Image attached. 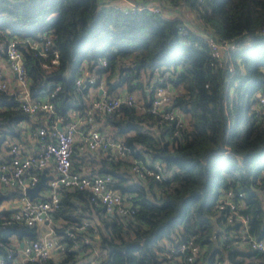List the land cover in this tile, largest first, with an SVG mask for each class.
Listing matches in <instances>:
<instances>
[{"label":"trees","instance_id":"obj_1","mask_svg":"<svg viewBox=\"0 0 264 264\" xmlns=\"http://www.w3.org/2000/svg\"><path fill=\"white\" fill-rule=\"evenodd\" d=\"M111 1L0 0L1 57L12 38L44 34L50 40L44 55L25 44L19 48L30 96H47L53 105L50 114L38 115L83 114L88 90L96 92L99 82L108 97L121 89L134 95L135 105L94 115L97 129L122 141L125 157L78 151L75 142L70 154L74 170L109 174L110 187L132 213L95 220L98 207L87 190L62 189L50 211L54 234L69 246L74 242L65 230L73 231L76 244L63 260L94 247L100 264H264V255L238 238L239 215H247L246 232L264 241V102H258L264 96V0H129L141 6L134 10ZM205 34L225 45L220 65ZM53 51L56 63L44 66ZM88 74L95 76L89 83ZM79 76L84 82L76 86ZM164 84L172 89L168 107L180 122L146 109L149 88ZM24 124L38 122L18 108L13 90L0 89V161L8 158L9 141L23 143ZM133 160L158 161L164 177L134 176ZM227 192L239 206L231 221L228 205L218 207ZM18 195L0 185V258L11 236L38 234L35 226L1 223L10 216L2 202ZM187 239L201 247L191 262L171 249Z\"/></svg>","mask_w":264,"mask_h":264},{"label":"built area","instance_id":"obj_2","mask_svg":"<svg viewBox=\"0 0 264 264\" xmlns=\"http://www.w3.org/2000/svg\"><path fill=\"white\" fill-rule=\"evenodd\" d=\"M120 1L124 5L116 3H111V5L125 6L130 10L141 8L133 1ZM148 7L152 10L157 9L151 5H148ZM203 39L209 48L210 55L220 65L222 61L221 52L225 45L219 44L210 34H205ZM49 43V38L44 34H40L38 39L12 38L8 41L4 51L6 64L14 75L16 90L13 92L18 100V108L29 118L40 117L36 119L38 125L34 127L31 133L38 145L36 152L24 154L23 143L9 141L6 150L8 158L6 161H0V185L5 188L12 187L19 191L18 196L2 202V206L10 210V216L9 220H3L1 223L13 222L25 226H35L38 234L36 238L17 239L11 236L7 240V244L4 245L6 253L4 258H0V264H100L101 252L94 247L74 252L70 261L63 260L70 251L76 248L75 235L73 231L66 229V236L74 243L66 246L64 242H60L54 234L50 211L57 207L62 189L75 188L85 189L89 192V201L98 207L93 215L95 220H97L98 215L106 216L112 212L121 216L132 213V208L124 200V197L110 187L111 177L109 174L85 175L74 170L70 154L72 144L75 142L78 151L92 152L99 150L107 159L125 157L126 148L122 141L119 138H110L105 132L97 129L94 115L95 113L109 114L117 110L120 104L135 105L134 95L123 92L118 96L108 97L101 87V82H99L95 89L100 88L101 91L88 100L87 108L83 114L72 115L64 119L56 117L48 119V117L41 114L38 115L39 112L50 114L53 105L47 96L39 98L30 96L19 48L22 44H25L28 48L37 49L40 54L44 55L46 46ZM56 61L57 54L53 51L49 62L44 63V66L55 64ZM101 64L104 65V61H101ZM94 77L93 74H88L85 79L89 83L94 80ZM74 82L76 86H79L80 83L84 82V79L82 80V77L79 76ZM57 88L54 87L53 92ZM0 89H8L3 79H0ZM149 90L151 91V97L146 109L151 113H159L163 119L168 121L175 119L176 122H180L181 116L168 107L172 94L171 87L164 84L151 87ZM258 102L263 103L264 96L259 95ZM57 122L60 123V128L57 127ZM78 129L81 130L75 138ZM47 164L52 166L53 173L46 180L45 191L42 193L39 191L42 197L29 199L24 193L25 187L32 186L35 183L41 169L45 168ZM129 172L140 179L150 177L160 179L164 177L161 164L158 161L143 164L133 160L129 165ZM226 196V198L219 201L218 207L222 208L225 204L228 205L227 220L231 221L232 216L230 213L235 212L239 206L237 202L231 199L230 192H227ZM238 219L242 228L238 238L245 241L249 248L264 255V241L255 239L254 236L246 232L247 215H239ZM83 223L94 226L91 221L84 220ZM82 225L75 227V229L81 230ZM83 240L87 242L88 238L84 237ZM2 245L0 241V246ZM171 249L182 253L184 259L191 262L199 255L201 247L194 243L192 239H187L180 242L175 248L171 247ZM61 259L63 262L59 263Z\"/></svg>","mask_w":264,"mask_h":264},{"label":"crops","instance_id":"obj_3","mask_svg":"<svg viewBox=\"0 0 264 264\" xmlns=\"http://www.w3.org/2000/svg\"><path fill=\"white\" fill-rule=\"evenodd\" d=\"M152 1H147L146 5H151ZM111 3H115L114 1H111ZM121 5H124L123 2L120 3ZM174 15H178L177 13H174ZM0 79H3L8 87V90H16V85H15V81H14V75L12 73V71L8 68L5 58L0 56ZM124 92V90H121L119 94H122ZM89 93V97L91 98L94 95L99 94L96 90L94 89H89L88 90ZM73 116L76 115V113L72 114ZM70 115V116H72ZM40 116H36L35 118H31L34 119L36 121V119H38ZM97 124V122H96ZM23 132L21 131L22 134V138H23V153H35L38 145L36 143V139L32 136V131L34 129L31 128L30 126H28L27 124H25V126L23 127ZM81 129H78L77 133L75 134V138H77V135H79ZM53 173V169L52 166L50 164H47L45 166V174L50 175ZM40 193H42V189L39 190Z\"/></svg>","mask_w":264,"mask_h":264},{"label":"water","instance_id":"obj_4","mask_svg":"<svg viewBox=\"0 0 264 264\" xmlns=\"http://www.w3.org/2000/svg\"><path fill=\"white\" fill-rule=\"evenodd\" d=\"M98 93L101 91V89L99 88ZM57 127L60 128V123L57 122ZM51 177V175H47L45 174V168H42L40 173H39V177L38 179L35 181V183L32 186H27L24 189V193L25 195L31 199L34 197H42L41 194L39 193V190L46 187V180L49 179ZM21 245V242H20Z\"/></svg>","mask_w":264,"mask_h":264},{"label":"rangeland","instance_id":"obj_5","mask_svg":"<svg viewBox=\"0 0 264 264\" xmlns=\"http://www.w3.org/2000/svg\"><path fill=\"white\" fill-rule=\"evenodd\" d=\"M113 1H114L116 4H120V3L122 2V1H120V0H113ZM151 6H154V4H151ZM121 90H122V89H121ZM71 113H72V112H70L69 114L72 115L73 113H72V114H71ZM42 191H45V188H42Z\"/></svg>","mask_w":264,"mask_h":264}]
</instances>
